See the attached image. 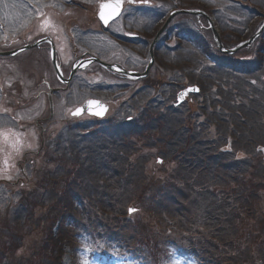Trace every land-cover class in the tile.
<instances>
[{
  "label": "trees",
  "instance_id": "16d2710c",
  "mask_svg": "<svg viewBox=\"0 0 264 264\" xmlns=\"http://www.w3.org/2000/svg\"><path fill=\"white\" fill-rule=\"evenodd\" d=\"M178 1L176 0V3ZM252 30L255 29L252 28ZM223 34L226 45L232 46V44L239 41L235 37L234 40L226 32H223ZM195 42L200 43L198 38L195 39ZM194 57L197 61L199 60L195 55ZM189 69L193 71L194 68L191 66ZM178 71L186 73L184 69H178ZM187 74L189 78H194L195 81V73L190 72L189 74L188 72ZM217 74H220L221 80L225 78V75L220 72ZM216 81H214V84ZM240 81L227 84L228 89L223 84L217 85L216 91L211 80L209 81V77L207 75L201 76L197 82L202 87V94L206 96L201 98V93H198L196 98L192 100V102L197 103L192 108L196 111L198 102L211 103L210 107L203 108L206 112L204 114L215 120L218 118L223 120L224 125L221 129L222 139L220 144L226 143L227 136L234 139L231 151H220L219 149L217 151V149H214L213 143H204L201 146V143L198 142L197 130H191L189 140L192 147L187 152L185 151L182 142L186 140V130L185 123L181 120L189 117L191 114L190 108L185 114L176 117V122L179 123L175 125L177 131L175 136L180 140L179 142L170 141L172 138L167 133L165 123L168 121H163V118L161 120L159 112H155L157 122L152 121L150 116H145V113H142L144 115H142L144 127L141 129L135 128V132H129V135L139 138L137 140L140 141L142 148L137 146L138 143L130 141L121 134L122 141L120 140V142L122 144L118 148L128 158L126 163H122L124 167L128 168L115 176L108 174L112 176L109 180L104 178V181H108V185L93 191L92 196L98 198V202L94 203L93 208L112 215L124 216L125 224H123V227L130 231V237L135 239L138 244L148 246L151 254L157 258L155 264L162 263L164 254L162 246L165 240L163 242L161 238H158L153 230L147 227V224L151 222L163 224V221L166 220L168 225L169 221L177 220V217H179L178 220H181V224L185 228L182 229L183 231L192 233L190 230L196 229L193 233L196 234L195 242L197 243L194 242V245L191 246L194 249L196 248V252L203 253L202 259L207 264H264V213L260 209L261 205L258 199V193H264V169L261 168L264 162L261 153L258 151L253 155L255 158L251 157L250 160L235 161L233 155L236 152L235 149H241L237 147V143L244 146L252 145L254 150L259 142H264V92L255 90V96L249 94L246 97L237 96L236 94L241 91L245 95L244 88L247 91V87L241 84ZM250 86L253 89V85ZM205 91L209 92L204 93ZM247 99V103L239 102V100L245 102ZM217 102L222 103L220 112L217 109L220 107ZM213 105L216 106L217 110L209 112V108L211 109ZM201 107H204L203 103H201ZM228 107L233 111L230 113V118H226L229 116L226 113ZM215 120H212V122ZM192 125L189 122L191 129ZM95 126L98 127L100 124L96 123L94 129L97 128ZM94 135L101 136L93 140L94 145L97 144L98 147H101L102 140L104 141V132L96 130ZM173 145L176 150L172 148ZM153 147H156L157 153L145 152L147 151L145 149L150 150ZM135 151L142 152V154L139 159L133 160L131 156ZM172 152L174 153L172 154ZM180 152L183 153V156H180ZM73 155V159L62 157V167L71 165L70 167L73 168L76 176H81V174L76 173L83 172L80 171V168L86 165L85 160L91 159L97 162L101 158L98 157L99 154L97 153H90L88 156L81 157L77 152H74L71 156ZM193 155L196 156L193 160L196 162L195 164H198V167L192 164L193 167H190L192 166L190 165L188 172H185L187 169H184V167L186 168L187 165L182 164L181 159L187 156L193 158ZM157 156H160L163 160L162 163H158V169L155 168V171L159 170V173H162L158 178L156 172L154 174L149 173L144 168L146 162L156 159ZM78 160L79 162H77ZM173 160L176 161L177 165L168 170L167 166ZM201 161L203 162L201 163ZM63 169L65 168L63 167ZM183 182L193 186H187L186 191V186L183 188L184 184H181ZM111 185L115 187L114 190L109 189ZM217 185H220V189L215 187ZM189 188L191 190L197 189L196 192L203 194L200 195V199L195 201L194 211L185 206L186 197H184V192H189ZM62 194L63 196L66 195L67 190L63 189ZM173 194L178 198L175 199V202H178L179 206L172 205ZM115 201H121L123 204L121 206L117 205ZM167 203L171 205H166ZM129 204L143 209L145 218L137 215L136 217L139 219L129 221L126 218V213L123 212L124 209L122 210V206ZM71 205L69 200L61 201V205L57 209L50 205V208L45 210L46 213L38 219H33L31 214H24L22 217L15 215L13 219H4L1 225L3 227L0 228V264L59 263V254L63 251V246L61 244L57 249V239L50 235V232L52 225L56 223V218L61 216L63 221L67 217L69 210L72 208ZM171 225L174 224L171 223ZM27 228L29 229L26 232L31 233L33 229L36 231L34 233L35 241L32 244L33 248L31 251L18 253L17 251L23 246L24 234L26 233L19 234V232H22L21 229L26 230ZM201 228L208 229L209 232L211 230L217 232V236L215 233L211 236L214 244L210 247V250L215 251L206 253L203 249V242L206 241L207 233L203 232ZM223 229L226 235L221 236L220 231ZM171 230L173 229L171 228ZM62 232L64 233L65 229L60 232V237Z\"/></svg>",
  "mask_w": 264,
  "mask_h": 264
},
{
  "label": "rangeland",
  "instance_id": "374dc122",
  "mask_svg": "<svg viewBox=\"0 0 264 264\" xmlns=\"http://www.w3.org/2000/svg\"><path fill=\"white\" fill-rule=\"evenodd\" d=\"M96 2L94 3V4H92L93 6L92 7H88V10H84V11H82V10H79V12L81 13L82 12V15H80V17H79V21L78 22H80V20L81 19H89L90 21H92L94 18H95V10H97V7H98V5L101 3V1H103V0H95ZM92 2H94V1H92ZM218 4V3H217ZM3 5H6V6H9V3L7 4V2H6V0H1L0 1V7H2ZM219 5V4H218ZM218 5H216V7L219 9V6ZM89 6H90V4H89ZM86 7V6H85ZM5 8L6 7H2V9H3V13L4 12H6V10H5ZM145 10V9H144ZM144 10H142V11H144ZM13 11V12H12ZM15 13H17V12H15V9H13V8H11V9H9L8 10V12H7V16H8V18H9V20L10 19H13L14 18V15H15ZM189 17V18H188ZM188 17H181V19H176V21L180 24V26H186V27H190V28H194V20H192L191 18H190V16H188ZM10 23H12V22H10ZM95 25L97 26L98 25V21L95 23ZM165 38H169L168 39V44L170 43V44H172L173 45V41H174V37L173 36H166ZM166 43H167V40H166ZM253 52H255V49L253 50ZM163 52L161 51V53H160V55H158L157 56V60H156V62H155V64H154V68H155V70H154V72L152 73V75L150 76V78L149 79H147V80H149V81H144V80H142V83H141V81H140V84L143 86V85H146L147 83H149V82H151V81H154L155 79H160V78H162V70H161V65H160V61H163L162 60V58H163ZM4 62L5 61H0V65H3L4 64ZM49 72H48V70L46 69V74H48ZM262 74V73H261ZM261 74H259V75H261ZM163 80L164 81H172L173 79H172V75L171 74H169L168 73V76L167 75H165V77H163ZM130 89V88H129ZM129 89H125L124 90V92L126 93V92H129ZM131 91V90H130ZM171 112V111H170ZM112 116V115H111ZM171 116V118H173V116L172 115H170ZM63 119V118H62ZM166 123V129H167V131L169 130V126H170V123H168V122H165ZM122 124V123H121ZM121 124L119 125V127L121 126ZM66 125V123L64 122V121H61L60 122V124H59V127H57V129H56V131H58V132H60L61 133V137L60 138H62V141L64 142V141H66V143L67 144H71V141L70 140H73V139H77V138H82V140H83V137L81 136L82 134H80L81 132H77L76 130H73V129H69V128H66L67 126H65ZM67 125H68V123H67ZM53 127V126H52ZM65 128V129H64ZM49 130H53V129H49ZM112 131H115L116 130V128H112L111 129ZM106 134H109V133H106ZM109 135H111V133L109 134ZM50 136V138H52V139H54L55 138V140H52V139H50L49 141H46V143H45V145H44V147L45 146H48V150L46 151V153H45V156H44V158H43V160H44V165L47 167V169H49V170H58L59 171V166L57 165L58 164V161H57V164H56V162L55 161H52L51 159H47L46 158V156H48V157H51V154H53L54 153V150H55V148L57 149V155L55 156V157H58V156H62V157H69V155H68V153H72V150L71 149H67L66 147H64V145L62 146V147H59V140H60V138L57 140L56 139V137H57V134H56V132H55V134L53 135V134H50L49 135ZM112 136V135H111ZM110 136V137H111ZM210 136V135H209ZM114 138L112 137V139H111V141L113 140ZM81 140V141H82ZM89 142H91L90 140L89 141H86L85 143H83L84 144V146L83 145H81V142L79 143V144H77V152H78V154L80 153V152H86L89 148ZM70 144H69V148H70ZM41 145V143L40 142H38L37 143V147H39V146ZM86 146V147H85ZM93 148V147H92ZM69 151V152H68ZM241 156H242V154H241ZM138 156L137 155H135L134 156V158L136 159ZM134 158H132L131 157V159H133L134 160ZM63 159V158H62ZM48 161V162H50V163H45V161ZM90 161H92L91 159H90ZM236 161V160H235ZM59 163H63V160H61ZM63 165V164H62ZM88 167V166H87ZM156 166H154V163L151 161H149V162H147V165H145L144 166V168H145V170H147L149 173L151 172V173H155L156 172V176H157V178L162 174V173H159L160 171L159 170H157V171H155V168ZM10 168L11 167H7V160H5L4 158H0V172H4L5 174H7V177H4V176H0L1 178H11V179H13L12 177H9V176H12V174H9V173H11L10 172ZM85 167H82V168H80L81 170H83ZM102 168L103 169H105V170H110V171H113V173L114 174H116L117 173V169H113L112 167H111V164H109L108 162H105V163H103L102 164ZM167 168H169V166L167 167ZM158 169V168H157ZM93 170H98L96 167H95V165L94 166H92L90 169H89V171H88V168H87V171H86V173L87 174H89V176H83V177H81V178H79V179H76V191L77 192H79L80 194H82L85 190H87V192L88 193H91L92 194V192H90L89 190H88V187L89 186H86L87 188H85L84 187V184L82 183V180H85L86 182H89V179L91 178H97V177H95V176H93V177H91V172H93ZM152 170V171H151ZM167 172V171H166ZM169 172V171H168ZM83 175H85V173L83 174ZM57 178V177H56ZM55 178V179H56ZM103 178H105V179H107V180H109V178L108 177H103ZM61 179L62 178H59V180H58V178L56 179V180H58L57 182H61ZM90 179V180H91ZM66 180H67V178H66ZM79 180H81V182L79 181ZM56 183V182H55ZM180 183V182H179ZM94 184H97V185H100V183L99 182H94V180L92 179V185L90 186V190H94ZM181 184H184L183 186V188H185V186H189L190 184L189 183H187V182H183V183H181ZM189 184V185H188ZM4 186H6V184H4L2 187H4ZM62 186V185H61ZM190 186H193L192 184L190 185ZM55 187L56 186H52V189L53 190H55ZM217 189H220V185H217V186H215ZM114 186H112L111 185V187L109 188V189H112V190H114ZM108 189V190H109ZM186 191H187V187H186ZM191 191H193L192 193H190ZM197 191V189L196 190H191V188H189V192H184V197H186V203H185V206L186 207H188L190 210H192V211H194V207L193 206H195V201L197 200V199H200L201 198V196L200 195H203V194H199L198 192H196ZM191 195V196H190ZM258 195H259V197H258V199H259V202H260V205H261V208L260 209H262L263 210V213H264V193L262 194V193H258ZM3 195H1V193H0V197H2ZM60 195H59V193H57V196L56 197H59ZM173 199H172V205H175V206H177L178 205V202H175V199H178L176 196H175V194H173ZM75 199V198H74ZM76 200V199H75ZM167 201V200H166ZM165 201V202H166ZM16 203H17V201H15L14 202V204L13 205H10V206H8V208H9V210L7 211L8 212V214L6 213V212H4V210H3V212L5 213V216L6 215H9V217H11V215H12V213H13V209L14 210H18L19 208L17 207V206H14V205H16ZM161 205H163V204H161ZM166 205H171L170 203H167ZM179 206V205H178ZM1 207V206H0ZM30 209H33V208H30ZM36 212H39L40 210H39V208H37V209H34ZM175 212L177 211V210H174ZM2 212H0V217H2ZM180 217H181V215H180ZM178 219H179V217H177ZM164 219V218H163ZM175 220V221H173V223H174V225L173 226H171V228L173 229V230H170L168 227H170L169 225H167V222H166V220H161V221H163V224L162 223H157V222H151V223H149V224H147V227L148 228H151L152 230H153V233L157 236V237H159L160 236V238H163L164 237V239L166 238V237H168V238H170L171 240H173L174 242H176V243H178V245H181V247L180 248H174V250H173V257L171 258L172 260H173V262H172V264H179L178 263V261H177V259H178V253H183L184 251H187L188 250V248H187V246H186V244H185V242L188 244V242H191V244H193L194 245V242H195V236H196V234H194L193 233V231H195L196 229H192V230H190L192 233H186L185 231H183L182 229H185L184 228V226H183V224H181V220ZM78 221H80V219H78ZM87 224V223H86ZM118 225L117 223H116V220H114L113 221V223H112V225L113 226H116V225ZM170 225H171V223H170ZM223 227H225V226H223ZM87 228H90V226L87 224ZM225 229V228H224ZM224 229L222 230V231H220V235L222 236V235H226V234H224ZM93 230V229H92ZM201 230L203 231V232H206L207 233V236H206V241H204L203 242V244H204V248L203 249H205V251L206 252H210V251H213V250H210V247H212V245L214 244V240H211V236H213V234L215 233L216 234V236H217V232H215L214 230H211L210 232H209V230L208 229H204V228H201ZM169 231H173V235H175V236H173V235H170L169 233ZM172 233V232H171ZM128 234H129V232L128 231H124V230H122V231H120L117 235L118 236H122V237H118V238H116V240H118V241H123V237H126V236H128ZM124 235V236H123ZM185 236L187 237V240L185 241ZM127 238V237H126ZM125 239V238H124ZM182 241H181V240ZM125 240H128V239H125ZM131 240V239H130ZM183 241H185V242H183ZM199 241H201V240H199ZM168 242V241H167ZM128 243H130V244H132V243H134V240L133 241H129ZM195 243H197V242H195ZM128 245L127 244V248L126 249H128V250H130V248H129V246H131V245ZM124 246V245H123ZM196 246V245H195ZM187 248V249H186ZM73 246L72 245H69V247H67V249H66V251H65V256H64V259H63V262H62V264H78L77 262L78 261H76V255H74V252H73ZM87 250V249H86ZM135 250H139V251H141V252H144V250H142L141 248H137V249H135ZM131 251V250H130ZM134 252V251H133ZM187 253V252H186ZM200 254V253H199ZM186 258H187V260L188 261H186V264H197V262H195L194 260H192L191 258H189V255H187L186 254ZM79 260H81L80 262H82V263H84L85 264V261H87L86 260V257H84V254L83 253H80V257H79ZM135 263H138V262H135ZM87 264H88V262H87ZM89 264H115L114 262H106V263H99V262H96V263H89ZM134 264V263H133ZM181 264H184V263H182L181 262Z\"/></svg>",
  "mask_w": 264,
  "mask_h": 264
},
{
  "label": "flooded vegetation",
  "instance_id": "af4514ba",
  "mask_svg": "<svg viewBox=\"0 0 264 264\" xmlns=\"http://www.w3.org/2000/svg\"><path fill=\"white\" fill-rule=\"evenodd\" d=\"M38 25L42 26L41 24ZM40 30H43V28L27 29L22 34V37L12 39L11 42L17 44L30 43L35 39L34 35L40 34ZM43 33L46 34L44 31ZM133 41L136 43L135 38ZM44 50L45 47L33 50L29 52V54H26L22 60L17 62L16 65L20 67L19 74L10 82L0 76V142H7L10 144L16 143V148H14V150H16L17 153L23 152V148L26 147L24 143L35 142L38 139L37 134L36 136H32L29 133L32 131L29 130L28 124H26V126L22 125V127L25 126L26 128L22 130L18 129L16 122L13 120L14 116L11 110L16 107L23 109L29 105L35 107L37 103L40 104L43 102V99H45L47 82L44 74V63L40 54L43 53ZM75 60H77V58L74 59V61ZM77 61H79V59ZM12 152V149H10L9 153Z\"/></svg>",
  "mask_w": 264,
  "mask_h": 264
},
{
  "label": "water",
  "instance_id": "95a60500",
  "mask_svg": "<svg viewBox=\"0 0 264 264\" xmlns=\"http://www.w3.org/2000/svg\"><path fill=\"white\" fill-rule=\"evenodd\" d=\"M189 90H195V89H189ZM93 107H96L98 110L100 109V106L97 104V102H93V101L87 102L83 107H81L79 109L81 110V113L85 112V111L91 112V109ZM100 110L102 111V115H103L106 108L102 107Z\"/></svg>",
  "mask_w": 264,
  "mask_h": 264
},
{
  "label": "snow or ice",
  "instance_id": "6c2138e0",
  "mask_svg": "<svg viewBox=\"0 0 264 264\" xmlns=\"http://www.w3.org/2000/svg\"><path fill=\"white\" fill-rule=\"evenodd\" d=\"M101 7H102V11H101V13H100V15H101V19H104V20H105V23H107V19L105 18V15H104L103 9L106 8V7H111V6H110V5H102ZM119 7H120L119 4H116V5H115V8H116V9H118ZM115 14H116V13H115V11H114V12H113V15H115ZM73 114H74V115H79V114H81V110H80V109H77L76 112H74ZM97 114H102V113H97ZM129 211L131 212V211H135V210H134V209H130ZM85 264H87V261H85Z\"/></svg>",
  "mask_w": 264,
  "mask_h": 264
}]
</instances>
